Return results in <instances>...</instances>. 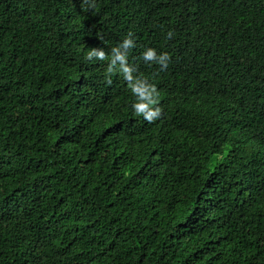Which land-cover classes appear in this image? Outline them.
Wrapping results in <instances>:
<instances>
[{
    "label": "trees",
    "instance_id": "1",
    "mask_svg": "<svg viewBox=\"0 0 264 264\" xmlns=\"http://www.w3.org/2000/svg\"><path fill=\"white\" fill-rule=\"evenodd\" d=\"M0 264H264V0H0Z\"/></svg>",
    "mask_w": 264,
    "mask_h": 264
},
{
    "label": "clouds",
    "instance_id": "2",
    "mask_svg": "<svg viewBox=\"0 0 264 264\" xmlns=\"http://www.w3.org/2000/svg\"><path fill=\"white\" fill-rule=\"evenodd\" d=\"M168 35L171 36L172 33H168ZM132 43L133 42L130 38L125 39L123 41L121 47H123V48L130 47L132 45ZM114 52H115V56H114V59L112 60V64H115L116 61L122 62L123 57L120 54L119 50L114 49ZM92 56H96L98 59H103L104 53L102 50L93 49L91 52L88 53L89 58H91ZM144 56H145V59H148V60H153V59L157 60L161 64L162 67L167 66V63H166L167 54L166 53H162V54H160L159 57H157L155 51L152 49H149L145 52ZM134 107L136 108L137 114H141L145 106L143 104H140V105H136ZM157 113H158V109L156 111H153V112H150L149 114H147L145 118L151 120L153 118V116H155Z\"/></svg>",
    "mask_w": 264,
    "mask_h": 264
}]
</instances>
